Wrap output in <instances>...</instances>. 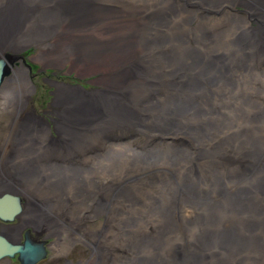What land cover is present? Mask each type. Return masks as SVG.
<instances>
[{"label": "bare ground", "instance_id": "obj_1", "mask_svg": "<svg viewBox=\"0 0 264 264\" xmlns=\"http://www.w3.org/2000/svg\"><path fill=\"white\" fill-rule=\"evenodd\" d=\"M237 6L256 27L225 15ZM118 7L148 11L126 46L66 52L81 62L141 48L117 82L89 94L59 86L56 137L43 119L13 116L0 192L20 211L0 235L54 236L58 260L88 242L95 264H129L119 250L133 264H264V0H0V61ZM205 11L213 18H199ZM7 67L0 97L15 115L29 81ZM27 129L39 133L31 145ZM119 131H139L143 150L104 135ZM99 216L103 230L90 231L85 222Z\"/></svg>", "mask_w": 264, "mask_h": 264}, {"label": "rangeland", "instance_id": "obj_2", "mask_svg": "<svg viewBox=\"0 0 264 264\" xmlns=\"http://www.w3.org/2000/svg\"><path fill=\"white\" fill-rule=\"evenodd\" d=\"M147 13V9L143 7H118L99 14L96 17L97 21L95 24L91 26L76 28L74 30L69 27L68 22H64L58 29L59 36L47 39L42 44H26L21 50L15 49L5 52V56L1 58L2 61L9 68H22L26 72L29 88L27 97L24 99L21 108L16 110L15 115L12 114L11 108L0 97V167L2 169L8 166L7 162L1 159V155L4 151L5 136L9 130L13 116H18L19 119L23 120L26 117L43 119L49 123V131L52 136L56 137L54 128L56 120L55 112L59 110L56 106V94L59 86H65L64 88L66 89L77 90L84 94L98 91L108 86L111 82H117L116 77L122 67L121 65L125 61H130L134 56L136 57L141 50L138 47V49L133 50L134 54L132 52V54L120 55L118 52H113L103 54L94 59H81L82 61L79 62L75 54H66L70 50V47L76 43L92 44L91 47L95 48L97 46L94 44H100L102 47L110 45V43L112 45L115 43V45L124 44L126 46L139 27L147 22L145 19ZM207 13L211 14L208 16L209 18H213L214 12L212 11L199 12V18L206 17L205 14ZM225 15L234 19H246L253 27L257 26L252 19H249L247 11L241 6L229 9V13H225ZM192 26L195 28L196 23H193ZM122 40H124V43ZM113 49L115 48L113 47ZM6 55L8 58H6ZM262 64L264 67V62ZM237 85L238 83L235 81L230 86V89L236 88ZM241 100L243 99L241 98ZM36 135H39L37 131L27 129L24 140L28 145H31ZM104 135L111 136L114 138L116 144L124 145L137 153L143 150L145 144V138L139 131H119ZM156 147L158 146H153L151 149ZM30 149L32 151V148ZM94 149L90 152L91 155L100 152ZM151 149L148 150V154H150ZM151 152L153 153L154 151ZM60 164L58 162V165ZM30 169H32V166ZM16 181L18 182L19 179ZM4 189L8 188L3 187L0 190L3 191ZM0 193L2 194L3 192ZM86 223L89 224L88 229L90 231L101 232L105 219L99 216L98 219L87 220ZM80 230L84 233L83 228ZM42 235L46 236V234ZM75 237L78 238L77 235ZM50 238L54 242L57 240L54 236H50ZM61 242L60 244H63ZM87 243L77 244L71 252L66 253L59 260L58 257H53L57 251L55 252L50 247L48 259L39 264H95L98 262L97 256L94 254L91 245H87ZM119 251L123 256L120 260L121 262L136 263L134 262V255L126 253L123 250ZM116 252L118 251L116 250ZM55 258H57V261L54 260ZM139 261L140 264H148L149 262L148 259ZM2 264L17 263L12 260H4Z\"/></svg>", "mask_w": 264, "mask_h": 264}, {"label": "water", "instance_id": "obj_3", "mask_svg": "<svg viewBox=\"0 0 264 264\" xmlns=\"http://www.w3.org/2000/svg\"><path fill=\"white\" fill-rule=\"evenodd\" d=\"M8 71L6 63L0 61V85L3 78L8 75ZM15 200L9 194L0 197V221L12 222L15 219L20 211V208L13 204ZM16 255L20 264H36L45 258L46 252L42 245L32 244L30 241H26L24 245H13L0 235V260L7 257L14 258Z\"/></svg>", "mask_w": 264, "mask_h": 264}, {"label": "flooded vegetation", "instance_id": "obj_4", "mask_svg": "<svg viewBox=\"0 0 264 264\" xmlns=\"http://www.w3.org/2000/svg\"><path fill=\"white\" fill-rule=\"evenodd\" d=\"M1 194V193H0ZM2 194L6 195V194H9V195H12V192H8V191H5L3 192ZM18 222V219H16L13 223L11 224H7V223H4V222H0V232L3 231V229H7L9 226H12L14 224H16ZM27 231L28 230H24L19 236H18V239L15 240V241H12V243L16 244V245H24V243L26 241H30V242H33L31 241V239H33L34 241H36L37 243H43L44 244V249H45V252H46V255H45V258L42 259L41 261H39L38 263L36 264H39L43 261H45L46 259H48V254H49V249H50V243H51V239L48 240L49 238L47 237H44L42 235H39V236H35L34 234L32 233H28L27 234ZM32 235L35 237L33 238ZM35 243V242H33ZM12 261H16L17 264H20V262L18 261V255H16L14 257V259H12Z\"/></svg>", "mask_w": 264, "mask_h": 264}]
</instances>
